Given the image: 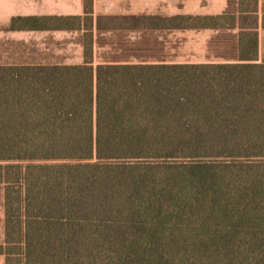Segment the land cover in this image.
Here are the masks:
<instances>
[{
	"label": "trees",
	"instance_id": "obj_1",
	"mask_svg": "<svg viewBox=\"0 0 264 264\" xmlns=\"http://www.w3.org/2000/svg\"><path fill=\"white\" fill-rule=\"evenodd\" d=\"M120 19L212 29L227 60L94 65V29ZM259 27L258 0L96 20L84 0L83 15L13 18L84 31V62L0 66L5 264H264Z\"/></svg>",
	"mask_w": 264,
	"mask_h": 264
},
{
	"label": "crops",
	"instance_id": "obj_2",
	"mask_svg": "<svg viewBox=\"0 0 264 264\" xmlns=\"http://www.w3.org/2000/svg\"><path fill=\"white\" fill-rule=\"evenodd\" d=\"M228 5V0H93V15L95 20L99 16H154L172 17L181 14L216 15L223 13ZM260 17L259 27V54L262 49V34L264 27L261 21L264 15V0H258ZM84 0H0V66L21 65H74L84 62L82 41L76 38L81 30H11L10 21L19 16L42 15H83ZM206 32L197 43L199 48L206 49L208 39L215 31L185 30ZM167 36L163 39L164 52L167 56L160 59H140L134 54L119 47L118 41H113V54H120L111 58H104L98 49L103 48L97 42V36L110 34L111 36H125V42H130L135 35L141 39L150 34ZM184 30L181 29H152L148 26L133 27L124 19L117 21V26L110 29H94V65L101 63H184L182 59V45ZM74 34V35H73ZM66 36L69 46L74 45V51H56L55 45L60 44ZM74 36V37H72ZM117 39V38H116ZM58 40V41H57ZM162 40V39H161ZM123 42V41H122ZM122 44V43H121ZM122 46V45H121ZM57 52V53H56ZM61 52V53H58ZM58 59V60H56ZM261 62L260 60H258ZM211 61L189 62L208 63ZM225 62V61H223ZM4 239V238H3Z\"/></svg>",
	"mask_w": 264,
	"mask_h": 264
},
{
	"label": "rangeland",
	"instance_id": "obj_3",
	"mask_svg": "<svg viewBox=\"0 0 264 264\" xmlns=\"http://www.w3.org/2000/svg\"><path fill=\"white\" fill-rule=\"evenodd\" d=\"M232 33V32H226ZM206 34V32H194V31H185L182 36L183 45H182V59L181 61L184 63L189 62H200L202 61H211V62H223L227 59L225 57H221V55L225 53L226 49L228 50L230 47L229 41L226 43H218V44H211L210 39L213 37L218 36L220 33L215 31L211 34L210 38L208 39V43L206 49L199 48L197 43L202 39ZM74 35V34H73ZM95 36V35H94ZM74 37V36H72ZM84 31L79 32V35L76 38H71V40H81L83 42ZM117 38V39H116ZM167 36L160 37L159 35L150 34L148 37H144L141 39L138 35H135L133 39H129L130 42L124 43L125 36H111L110 34L97 36V42L103 47L99 48V54L102 55L104 58H111L113 56H119L120 54H113L111 50H113L114 46L112 45L113 41L119 42V47L123 49H129V52L134 54L140 59L149 58L150 60H156L162 58V56H167V51L164 52V45L162 43L163 39H166ZM162 39V40H161ZM69 38L64 36L60 44L55 45V50L60 51L62 50L63 53L70 50L74 51V45L71 44L69 46ZM167 40V39H166ZM58 41V40H57ZM123 41V42H122ZM122 43V44H121ZM122 45V46H121ZM94 49V45H93ZM57 53V52H56ZM61 53V52H58ZM58 60V59H56ZM258 60L264 61V33L262 34V49L258 56ZM4 238V190L3 186L0 185V242L3 241ZM0 264H5V259L2 255H0Z\"/></svg>",
	"mask_w": 264,
	"mask_h": 264
}]
</instances>
